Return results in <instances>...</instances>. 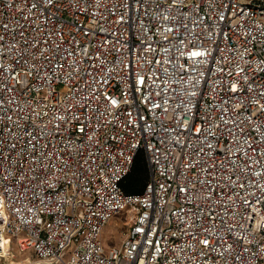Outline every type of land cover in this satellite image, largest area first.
I'll use <instances>...</instances> for the list:
<instances>
[{
	"label": "built area",
	"instance_id": "2783aa9c",
	"mask_svg": "<svg viewBox=\"0 0 264 264\" xmlns=\"http://www.w3.org/2000/svg\"><path fill=\"white\" fill-rule=\"evenodd\" d=\"M4 240L29 264H264V0H0Z\"/></svg>",
	"mask_w": 264,
	"mask_h": 264
},
{
	"label": "trees",
	"instance_id": "16d2710c",
	"mask_svg": "<svg viewBox=\"0 0 264 264\" xmlns=\"http://www.w3.org/2000/svg\"><path fill=\"white\" fill-rule=\"evenodd\" d=\"M147 178L148 173L144 157L138 154L129 172L122 179L120 186L125 193H140L146 184Z\"/></svg>",
	"mask_w": 264,
	"mask_h": 264
},
{
	"label": "rangeland",
	"instance_id": "374dc122",
	"mask_svg": "<svg viewBox=\"0 0 264 264\" xmlns=\"http://www.w3.org/2000/svg\"><path fill=\"white\" fill-rule=\"evenodd\" d=\"M103 236L105 238V247L107 248L109 245L119 244L121 240L120 230L113 228L112 226H107L104 230ZM10 256L11 260L14 264H29V261L33 259L31 252L28 251H20L19 248L16 246L15 241L10 245ZM5 260L3 257L0 258V264H5Z\"/></svg>",
	"mask_w": 264,
	"mask_h": 264
},
{
	"label": "bare ground",
	"instance_id": "6f19581e",
	"mask_svg": "<svg viewBox=\"0 0 264 264\" xmlns=\"http://www.w3.org/2000/svg\"><path fill=\"white\" fill-rule=\"evenodd\" d=\"M8 246H9V242L7 240H4L2 250L0 251V253L2 254L1 256L3 257L5 262H7L5 264H14V262L11 260V256H10L11 254H10V250H8L9 249Z\"/></svg>",
	"mask_w": 264,
	"mask_h": 264
}]
</instances>
